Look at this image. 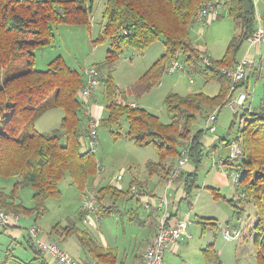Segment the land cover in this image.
Instances as JSON below:
<instances>
[{
  "label": "trees",
  "instance_id": "1",
  "mask_svg": "<svg viewBox=\"0 0 264 264\" xmlns=\"http://www.w3.org/2000/svg\"><path fill=\"white\" fill-rule=\"evenodd\" d=\"M94 1L0 0V72L4 73L0 81V176L18 178L11 192L0 188V207L7 211L32 215L38 219L48 211V199L62 194L60 184L66 175L83 192L96 181L100 162L96 152L87 145V135L93 120L89 107L94 100L86 104L80 97L79 92L85 82L82 70L68 64L61 55L50 61L44 70L34 67L38 48L54 45L61 24L90 25ZM209 1L106 0L103 11L105 22L97 40L108 42L109 47L105 59L92 64L100 71L106 99L107 112L100 119L99 127H120L125 119L127 131L124 133L111 128V133L115 138L129 139L136 146L152 145L158 154V161L147 163V168L151 176L157 174L163 181L169 180L172 170L177 169V158L180 159L186 150L188 162L194 168L185 170L179 167L172 183L182 186L185 196L181 201L188 203H191L199 187L198 169L206 154L203 137L207 130L193 131L198 116L206 119L215 111L218 116L221 109L235 99L233 96L237 89L247 84L249 72L254 67L259 71L253 61L242 81L233 82L224 73V70L234 68L241 61V48L257 28L255 0H220V8L222 5L226 8V14L221 12V16L227 15L241 29V33L231 39L220 58L208 55L192 41L198 12ZM217 17H220L219 13ZM156 41L163 42L165 53L128 87L127 95L138 98L150 92L160 84L174 58L180 59L185 69L201 74L207 83L219 82V90L215 95L204 91L187 94L169 92L164 98V107L170 121H164L148 108L129 103L127 95L120 92L113 77V71L126 48L144 51ZM205 59L208 62L205 63ZM19 60H25L27 68L14 72ZM246 95L248 100L249 93ZM262 107L260 110L244 107L238 136L221 138L225 146L241 141L243 155L235 166L239 171L237 182L243 188L244 199L257 207L254 224L256 264H264ZM50 108L63 110L60 126L50 132L36 130V121ZM225 164L233 162L226 158ZM133 183L144 187L137 180ZM23 186H31L35 190L31 205H26L19 197L18 192ZM212 190L216 198L223 196L219 189ZM96 193L98 209L103 215H108L115 211L116 200L128 197L131 189L122 190L108 184L99 187ZM132 197H135L134 194ZM108 199L115 201L107 205ZM78 218L82 220L81 211ZM198 223L203 231L219 227L217 220L209 217H200ZM55 234L65 237L76 235L82 245L94 253L96 264H125L123 261L118 262L116 250L102 249L91 231L76 222L66 226L57 223L48 233L50 237ZM27 244L37 254L34 259H41V264H51L31 236L27 238ZM202 255L213 264H224L215 242L208 243L202 249ZM6 256V259L15 258L12 248ZM21 264L34 263L32 259L21 261Z\"/></svg>",
  "mask_w": 264,
  "mask_h": 264
},
{
  "label": "rangeland",
  "instance_id": "2",
  "mask_svg": "<svg viewBox=\"0 0 264 264\" xmlns=\"http://www.w3.org/2000/svg\"><path fill=\"white\" fill-rule=\"evenodd\" d=\"M105 2L106 0L94 1V11L91 16L90 25L61 24L56 32L54 45L38 48L34 67L44 70L48 67L50 61L60 55L65 58L68 64L78 69L82 66L102 62L101 60L106 56L105 49L108 44L97 39L101 34L104 22L103 11L105 9ZM255 3L257 4L258 13H262L264 17V0H255ZM221 11L219 12L220 17L215 18L209 25L203 26L204 31L200 35L201 40L199 41V45L204 49L207 48L208 55L213 58L222 57L231 39L241 33V29L237 23L227 15H224L226 14L225 10L221 16ZM193 31L192 34L194 33ZM158 43L161 44L160 41L155 44ZM248 46V42L243 44L239 58L244 53H247ZM147 48L144 51H138L131 47L126 48L117 67L113 71L114 81L120 88V92H123L125 95H127L126 90L129 85L152 61L149 60L152 57L150 53L143 55V52ZM133 52L135 55H133ZM143 61H145L144 68H138ZM255 66L259 71H256L254 67L253 71L249 72L250 77L247 84L237 89L233 99L241 92L249 93L245 108L260 110L262 105L264 106V41L261 43L260 52H256ZM26 68L25 60H19L14 72H20ZM3 76L4 73L0 72V81ZM191 79L193 82H191ZM218 90L219 82L211 81L207 83L201 74L186 68L184 72H175L173 74L166 72L162 78V82L156 85L150 92L144 93L138 98L134 97L140 106L157 113L164 121H170V117L164 107V98L169 92L174 91L187 94L204 91L215 95ZM98 99V103L104 106L105 115L107 112L105 109L106 99L102 95V92L98 95ZM243 111L244 107L234 110L232 105L228 103L218 114V119L215 123L217 126L216 132L205 133L203 142L206 154L198 169L199 187L195 190L191 203L182 202L180 209V213L183 214L182 217L186 213L191 212V223L188 227L191 237L182 242L177 253L166 251L164 254V264H213V262L206 260L201 253V248L211 241L215 242V246L224 264H256L254 224L257 219V207L253 202L244 199L243 188L237 182L239 171L235 165L239 160L232 159L233 164L218 165L222 159L229 156L230 148V146L223 145L221 138L228 137L232 139L238 136L242 124L241 115ZM62 115L63 110L61 108H50L36 121V130L50 132L59 127ZM111 128L125 133L128 123L124 119L120 127L101 125L98 128L99 145L95 152L98 161L105 168V171L101 174L105 175V177L101 179L100 185L96 189L101 184L108 185L110 178L123 172L122 185L128 186L135 175L141 181H146L148 187H152L153 189L154 186L151 183L155 182L157 186L156 191L160 195L162 183H159L158 175L151 176L147 168V163L158 161V154L155 148L152 145L136 146L129 139L115 138L111 133ZM197 129H206V119L200 115L194 124L193 131ZM242 139L240 138V140ZM239 142L241 144V141ZM178 161L179 158L176 160V166H178ZM98 175H100V171L97 172L96 177ZM17 180L18 178L16 177L3 178L0 176V188L11 192ZM60 187L62 194L59 197H50L48 199V211L45 215L38 219L32 215H20L21 226L23 227L22 231L24 233L19 240L4 232L0 233V264H21V261L27 262L32 259L34 264H41V259H34L37 254L27 244V238L31 235L30 228L33 226H37L40 229V236L47 235L57 223L66 226L76 222L78 225L83 226V222L78 218V215L85 195L89 193L93 185H90L83 192L76 185H73L71 177L66 175ZM212 188L219 189L224 197L220 196L216 198ZM34 191V188L31 186H23L20 188L18 194L26 205H31ZM132 194L131 192L127 197V200L130 201L129 206L122 207V210L115 214L103 216L102 225H100L99 221L98 228L89 227L93 238L97 242L101 243V233H105L107 236L111 235L113 241L118 245L120 253L123 255L128 254L129 256H132L143 245L150 235L151 227L154 225L153 219L147 218L149 211L144 208V205L136 196L132 197ZM129 207L134 208L138 212L139 218L134 217L130 219V217L135 215L128 212ZM154 212L159 213V211ZM197 216L212 217L217 220L219 227L209 229L203 233L201 225L197 222ZM227 225L239 227L242 234L231 240L225 239L222 227ZM52 238L59 245L67 247L74 255L79 257L78 245L74 241V237L66 240L61 238L60 235L55 234ZM10 248L13 249L15 258L10 257L6 259V254Z\"/></svg>",
  "mask_w": 264,
  "mask_h": 264
},
{
  "label": "built area",
  "instance_id": "3",
  "mask_svg": "<svg viewBox=\"0 0 264 264\" xmlns=\"http://www.w3.org/2000/svg\"><path fill=\"white\" fill-rule=\"evenodd\" d=\"M220 0H211L207 2L198 12V23L209 24L211 23L219 13ZM264 41V22L260 14L257 17V28L253 35L249 39L251 46L257 45ZM208 62L205 59V63ZM253 63V59L246 56L241 59V61L234 67L224 70L233 82H239L246 78L248 68ZM185 64L178 58H174L169 67L168 73L173 74L175 72H184ZM84 74L85 82L82 86L79 94L81 99L86 104H91L92 100L97 98L96 89L100 85V71L97 67L90 65L82 69ZM191 82L193 80L191 79ZM247 101V95L245 92L239 93V95L230 103L233 108L243 106ZM92 115V114H91ZM93 120L90 125V129L87 135V145L88 147L96 151L99 145V122L100 119L93 116ZM217 112H213L206 118V130L207 132L214 133L217 130ZM243 155V149L239 142H234L229 148V158L230 160H239ZM226 162V158L222 159L218 165H223ZM188 163V157L186 155V150L183 151L182 156L178 161L177 169L172 170V175L167 181L169 184L173 182V178L177 175L178 168L184 167ZM98 171L100 175L103 174L105 168L100 163L98 166ZM123 172H120L114 176V182L116 185L121 186L122 180L124 178ZM131 192L140 199L144 207L149 210L152 205L160 210H164V214H168L169 200L166 195L159 197L158 199L151 198L148 192L140 188L137 184H132L130 186ZM81 212L84 214L85 220L89 224H93L94 218H99L98 212V196L94 191H89L85 196L83 205L81 207ZM96 216V217H94ZM94 217V218H93ZM20 215L7 211L0 207V231L4 228H9L13 223H17L20 220ZM191 220L183 219L179 220L175 224H169L166 219H163L161 223L157 226L155 234L152 236L150 243L143 251L142 264H164V254L166 251L174 249L176 246L181 244L183 240L191 237L188 231V227ZM30 236L33 239L37 247L43 252L45 257L50 262H55L57 264H82L78 259H76L69 252L64 250L56 241L41 237V231L37 226L30 228ZM240 234L239 228L227 227L224 231V236L226 239H231L234 236Z\"/></svg>",
  "mask_w": 264,
  "mask_h": 264
},
{
  "label": "crops",
  "instance_id": "4",
  "mask_svg": "<svg viewBox=\"0 0 264 264\" xmlns=\"http://www.w3.org/2000/svg\"><path fill=\"white\" fill-rule=\"evenodd\" d=\"M257 5V4H256ZM219 10H222L221 12L223 13L224 12V10L226 11V9L224 8V6L222 5L221 6V8H219ZM94 11V10H93ZM259 14V13H258ZM262 14V13H261ZM92 15H93V13H92ZM91 15V16H92ZM263 16V15H262ZM264 17H262V19H263ZM104 22H105V20H104ZM104 22H103V24H104ZM263 22H264V19H263ZM103 24H102V27H103ZM203 26H205V25H203V24H199V23H197V24H195V26H194V28H193V34H192V41H193V44H195L196 46H198V47H200V48H202L200 45H199V41L201 40V38H200V35L201 34H203V29H204V27ZM207 26V25H206ZM102 29V28H101ZM102 32V31H101ZM158 41H156L155 43H157ZM161 42V41H160ZM107 44H108V46H107V48L105 49L106 50V54H107V50H108V47H109V43L108 42H106ZM155 43H153L152 45H150L148 48H147V52L145 51V52H143V55H146L147 53H150L151 54V56L152 57H150L149 58V60H152L145 68L143 67L144 65H145V61H143L142 62V64H140L139 66H138V68L139 67H142V68H144L143 69V71H142V73H140V75H138L137 77H136V79L137 78H139L153 63H155L164 53H165V46H164V44H163V42H161V44H155ZM248 50H247V53H244L241 57H240V59H242V58H244V57H246V56H249V57H251L252 59H253V61H254V64H256V52H260V50H261V43H259V44H257V45H253V46H251V44H250V42L248 41ZM97 49V48H96ZM202 49H204V48H202ZM253 49V50H252ZM206 52H207V48H205L204 49ZM252 50V51H251ZM97 51V50H96ZM149 51V52H148ZM133 55H135L134 54V52H133ZM106 57V56H105ZM105 57H104V59H105ZM218 58H220V57H218ZM103 59V60H104ZM103 60H101V61H103ZM94 64V63H93ZM88 66V65H87ZM90 66V65H89ZM84 67H86V66H84ZM83 66L80 68L81 70L84 68ZM117 67V66H116ZM249 75V74H248ZM135 79V80H136ZM134 80V81H135ZM133 81V82H134ZM132 82V83H133ZM161 82H162V80H161ZM160 82V83H161ZM131 83V84H132ZM130 84V85H131ZM129 85V86H130ZM118 86V85H117ZM128 89V88H127ZM101 92H102V95L104 96V89H103V86H102V83H100V85L97 87V89H96V91H95V93H96V96H97V98L92 102V104L90 105V107H89V111H90V113L93 115V116H95L96 118H99V119H101L103 116H105L104 115V106L102 105V104H100V103H98V95L99 94H101ZM127 101L129 102V103H131V104H133V105H136V104H138V102L136 101V98L134 97V95H127ZM139 105V104H138ZM106 106V105H105ZM244 107H245V105H244ZM105 109H106V107H105ZM106 114V113H105ZM44 115V114H43ZM62 117H63V115H62ZM62 117H61V119H62ZM194 168V166L191 164V163H187L184 167H182V169H185V170H192ZM105 177V175H98L97 176V178H96V181L94 182V185H93V187L90 189V190H92V191H94V192H96V187L97 186H99L100 185V182H101V179H103ZM159 177V176H158ZM114 176L112 177V178H110L109 179V184H113V185H115L118 189H122V190H126V189H129V187L132 185V184H134L133 183V181L134 180H137V181H139V182H141L142 184H143V189H145L147 192H148V195L151 197V198H154V199H158L159 197H162L163 195L162 194H164V195H166V197L168 198V200H169V206H168V214H164V210H160V209H158L157 207H155V205L153 206L152 205V207H151V209H149V210H147V211H149L148 212V217L147 218H149V219H153V221H154V225H153V227H151V229H150V235L147 237V239L144 241V243H143V245L140 247V248H138L135 252H134V254L132 255V256H129L128 254H126V255H123V254H121L120 253V250H119V248H118V245L116 244V242L115 241H113V239H112V236L111 235H108L107 236V234H105V233H101V243H99V242H97L96 240V242H97V244L100 246V247H102V249L104 248V249H106V248H109V249H111V250H116L117 252H118V258H119V261L118 262H121V261H123V262H125V264H142V260H143V251H144V249L148 246V244L150 243V241H151V238H152V236L155 234V231H156V228H157V226L161 223V221L163 220V219H166V221L169 223V224H175V223H177L179 220H183V219H188V220H191L190 219V217H191V212H188V213H186L183 217H182V215L183 214H181L180 213V209H181V203L183 202V201H181L182 200V198H184V196H185V194H184V191H183V188H182V186L181 185H179V184H176V183H171V184H169L167 181H163L160 177H159V179H158V181H159V183H162V187H161V191H160V195H159V192H157L156 191V188H157V186H156V183L154 182H152L151 183V185H153L154 186V189L152 188V187H148V185L146 184V181H141L140 179H138V177L137 176H133V178H132V180L129 182V185L128 186H125V185H122L121 184V186H118V185H116L115 184V182H114ZM108 184V183H107ZM101 186H105V185H102L101 184ZM100 186V187H101ZM89 190V191H90ZM86 196V195H85ZM114 201L115 200H112V199H108L107 200V205H110V204H113L114 203ZM141 203H142V201H141ZM129 204H130V201L129 200H127V197H125V198H122V199H120V200H116V209H115V211L114 212H112L111 214H115V213H117V212H120V210H122L121 208L122 207H124V206H129ZM143 204V203H142ZM82 205H83V202H82ZM82 205H81V207H82ZM145 208V207H144ZM146 209V208H145ZM80 211H81V209H80ZM154 211H159V213L158 212H154ZM98 212H99V218H94V217H96V216H94L93 218H94V222H93V224H89L86 220H85V217H84V214L82 213V222H83V227L84 228H88L89 229V227H99V221H100V225H102L101 224V222H102V217L103 216H106V215H103V213L98 209ZM128 212L129 213H131V214H134L135 216H133V217H130V219H132V218H134V217H136V218H139V214H138V212H136L135 210H134V208H128ZM111 214H108L107 216H109V215H111ZM157 215H158V217H157ZM200 217H205V216H197V218H198V220L200 219ZM146 218V219H147ZM209 218H212V217H209ZM146 219H144V220H146ZM214 219V218H213ZM198 220H197V222H198ZM97 221H98V223H97ZM21 219L19 220V222H17V223H13L9 228H4V229H2L1 231H0V233H5V234H7V235H9V236H11V237H13V238H16L17 240H19L22 236H23V227L21 226ZM198 224H200V223H198ZM227 226H235V225H227ZM227 226H224V227H222V232H223V236H224V231H225V229L227 228ZM202 227V226H201ZM102 228V227H101ZM90 230V229H89ZM209 230V229H208ZM91 231V230H90ZM207 231V230H206ZM206 231H203L202 230V232L204 233V232H206ZM241 234H242V231H241ZM240 234V235H241ZM240 235H238V236H234V237H232L231 239H233V238H236V237H239ZM61 236V238H63V239H71V237H74V241H76V243H77V245H78V253H79V257H77L76 255H74L67 247H65V246H61L64 250H66L67 252H69L71 255H73L76 259H78L82 264H96V258H95V255H94V253H92V252H90V250L89 249H87V248H85L83 245H82V243L80 242V240H79V238L76 236V235H71V236H69V237H65L64 235H60ZM41 237H44V238H47V239H51V240H54V241H56L55 239H53L52 237H50L48 234L47 235H43V236H41ZM224 238H225V236H224ZM187 239V238H186ZM185 239V240H186ZM226 239V238H225ZM231 239H227V240H231ZM185 240H183V241H185ZM182 241V242H183ZM182 242H181V244H179L178 246H176L174 249H172V250H170V252L171 253H177L178 251H179V249H180V247H181V245H182ZM212 242V241H211ZM211 242H208V243H211ZM214 242V241H213ZM206 247V246H205ZM205 247H203V248H205ZM203 248H201V253H202V249ZM219 252V251H218ZM203 256V255H202ZM47 258V257H46ZM49 261V260H48ZM50 262V261H49ZM51 264H55V262H50Z\"/></svg>",
  "mask_w": 264,
  "mask_h": 264
}]
</instances>
